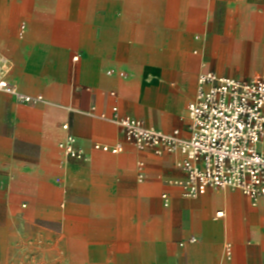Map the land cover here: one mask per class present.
I'll list each match as a JSON object with an SVG mask.
<instances>
[{"label":"crops","instance_id":"1","mask_svg":"<svg viewBox=\"0 0 264 264\" xmlns=\"http://www.w3.org/2000/svg\"><path fill=\"white\" fill-rule=\"evenodd\" d=\"M0 55L44 98L0 90V235L53 238L54 264H264L263 199L187 197L180 151L138 149L100 117L116 106L188 138L201 72L264 73V0H0ZM69 133L85 159L62 150Z\"/></svg>","mask_w":264,"mask_h":264},{"label":"built area","instance_id":"2","mask_svg":"<svg viewBox=\"0 0 264 264\" xmlns=\"http://www.w3.org/2000/svg\"><path fill=\"white\" fill-rule=\"evenodd\" d=\"M6 73V61L0 55V90L19 101L38 103L44 99L42 95L22 93ZM112 112L111 117L105 113L100 117L116 123L126 142L136 148L151 149L156 154L180 151L184 155L179 167L185 179L180 184L187 197L197 198L214 187L240 190L254 205L264 200V73L237 79L210 70L201 72L195 99L188 107V138H183L179 129L166 133L141 119L120 116L116 106ZM63 128L68 130L69 125ZM76 142L69 133L61 148L70 158L85 159ZM93 147L112 153L124 150L121 145L102 143ZM138 167V180L148 178L141 162ZM231 252L232 246L227 245V256Z\"/></svg>","mask_w":264,"mask_h":264},{"label":"rangeland","instance_id":"3","mask_svg":"<svg viewBox=\"0 0 264 264\" xmlns=\"http://www.w3.org/2000/svg\"><path fill=\"white\" fill-rule=\"evenodd\" d=\"M16 235L8 230L0 235V245L6 251L2 255L5 264H54L55 254L44 250L53 245V238L44 237L42 233H37L36 237L18 238Z\"/></svg>","mask_w":264,"mask_h":264}]
</instances>
